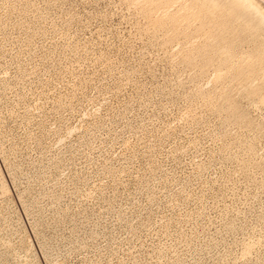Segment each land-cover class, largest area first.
<instances>
[{
  "label": "rangeland",
  "instance_id": "1",
  "mask_svg": "<svg viewBox=\"0 0 264 264\" xmlns=\"http://www.w3.org/2000/svg\"><path fill=\"white\" fill-rule=\"evenodd\" d=\"M243 1L0 0V264H264Z\"/></svg>",
  "mask_w": 264,
  "mask_h": 264
},
{
  "label": "bare ground",
  "instance_id": "2",
  "mask_svg": "<svg viewBox=\"0 0 264 264\" xmlns=\"http://www.w3.org/2000/svg\"><path fill=\"white\" fill-rule=\"evenodd\" d=\"M245 1V0H244ZM243 1V2H244ZM253 4H254V7H256L258 10L262 11L263 15L264 16V0H250ZM253 6V5H252ZM253 8V7H252ZM250 10V8H249ZM254 11V10H253ZM252 11V12H253ZM258 12V11H257ZM251 13V12H250ZM261 15V13H260ZM261 16V18H262ZM259 17V16H258ZM261 18L259 20H261Z\"/></svg>",
  "mask_w": 264,
  "mask_h": 264
}]
</instances>
